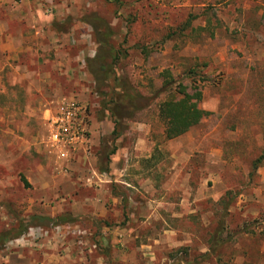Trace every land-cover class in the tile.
I'll return each instance as SVG.
<instances>
[{
  "label": "rangeland",
  "instance_id": "374dc122",
  "mask_svg": "<svg viewBox=\"0 0 264 264\" xmlns=\"http://www.w3.org/2000/svg\"><path fill=\"white\" fill-rule=\"evenodd\" d=\"M27 6L55 34L27 52L0 35V264H264V0H0V30ZM167 74L209 112L173 139ZM64 97L90 138L67 159L46 120Z\"/></svg>",
  "mask_w": 264,
  "mask_h": 264
},
{
  "label": "trees",
  "instance_id": "16d2710c",
  "mask_svg": "<svg viewBox=\"0 0 264 264\" xmlns=\"http://www.w3.org/2000/svg\"><path fill=\"white\" fill-rule=\"evenodd\" d=\"M101 23L102 22L96 17H93L91 19V25L95 29H98L97 28L98 25L102 26ZM96 35H99V32ZM100 35L97 38V42H99L101 45L105 47L104 49L107 55L111 54L113 52V47L110 46V40H109L110 34L106 32H101ZM104 57L105 55L103 54L101 57L99 56V58L97 59L101 61L104 59ZM101 65H104V62H102ZM108 68L111 70V65ZM92 71L97 74L99 73L97 72L98 70L96 69V67H93ZM195 72L196 71L194 70L191 71V73H195ZM167 73L170 74V72H167ZM169 74H167V76L165 77L162 91L168 92L170 96L164 101L160 102L158 106V115L160 119L162 120V122L164 123L165 138L173 139V138H176L178 136L185 134L192 127H195L196 125L201 123V121L209 114V112L201 108L199 105L203 97L201 90H199L193 85L192 87L193 91L190 92L187 86H181V84L174 85L175 82L171 79ZM99 76L100 74L96 75L97 80L100 83H103L105 80H102V78ZM108 83H109L108 85H110L109 81ZM174 94H177L179 97H175ZM113 102L114 101L112 100V105L110 106V108L106 109L105 107V109L107 110V112L109 111L110 117L111 118L113 117V119L115 120L114 121L115 126H114V130L112 134L117 138L119 137L117 125H118V122L120 123L119 121L120 118L116 116L115 108L113 107L114 106ZM262 165H264V146H263L261 155L258 156L256 159H254L252 162V173L256 172L257 169L261 167ZM101 171H109V168L101 169ZM230 193L231 192L229 191L226 192V194L221 198L220 201L225 202V198H228V195H230ZM231 199L229 198L228 202H225V207L227 210L225 211L226 212L225 215H229V207H231V205L235 203L233 201V198ZM58 219L63 220L61 216H59ZM225 221H226V217L223 216V218H221L220 220L219 228L217 227L216 230H214L212 234L213 244L211 245V247H209L208 252H205L206 254H204V257L208 258L209 253L218 254L217 250L220 247H222L226 241H228V240H224L222 237L223 229H225L226 227L224 224ZM33 225H35L34 222H33ZM23 232L21 231L19 235Z\"/></svg>",
  "mask_w": 264,
  "mask_h": 264
},
{
  "label": "built area",
  "instance_id": "2783aa9c",
  "mask_svg": "<svg viewBox=\"0 0 264 264\" xmlns=\"http://www.w3.org/2000/svg\"><path fill=\"white\" fill-rule=\"evenodd\" d=\"M86 106L72 98H63L47 110L50 151L67 159L88 141Z\"/></svg>",
  "mask_w": 264,
  "mask_h": 264
},
{
  "label": "crops",
  "instance_id": "0c3cea01",
  "mask_svg": "<svg viewBox=\"0 0 264 264\" xmlns=\"http://www.w3.org/2000/svg\"><path fill=\"white\" fill-rule=\"evenodd\" d=\"M6 1V0H4ZM12 2V0H10V3ZM31 6H27L26 9L27 11H25L26 9H24L23 7H15L14 8V12H12L11 15V21H23V32L18 34V32H16V34L13 31H8V33L6 32L5 29H1L0 30V35L3 36H7V42H8V47L11 50H16L19 52H27L29 49L31 48V43L32 42H36V45H41L44 44V42H46V37L49 36L51 34H55V32L52 31V29H46L42 20L43 15H41V11L37 10L35 12H33V10L31 9ZM32 20H34V23H32L31 27L34 28V32L33 30H29L28 27L30 25V23L32 22ZM20 22V24H21ZM25 26V27H24ZM44 26V27H43ZM50 33V34H49ZM67 98V97H64ZM61 99L60 98L56 103H58ZM88 142H90V138H88ZM262 171V170H261ZM263 172V171H262ZM263 251H264V245H263Z\"/></svg>",
  "mask_w": 264,
  "mask_h": 264
}]
</instances>
